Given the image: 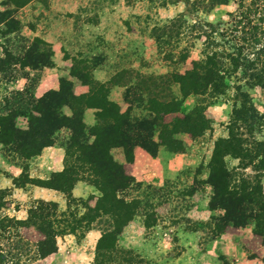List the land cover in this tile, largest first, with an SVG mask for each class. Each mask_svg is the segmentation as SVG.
<instances>
[{
    "label": "rangeland",
    "instance_id": "374dc122",
    "mask_svg": "<svg viewBox=\"0 0 264 264\" xmlns=\"http://www.w3.org/2000/svg\"><path fill=\"white\" fill-rule=\"evenodd\" d=\"M171 1L172 4L160 6L158 0H29L15 6L10 0H0V113L16 111L19 105L36 99L35 88L42 77L53 80L61 70H68L70 76L72 68L92 73L94 67L101 66L109 78L124 72L119 83L128 82L129 89L123 93L122 105H127L128 117L152 125L142 136L152 142L150 149L154 155L134 147L131 161L119 164L122 173L132 181L116 192L117 198L134 203L135 209H129L133 216L121 229L117 248L130 251L128 257L136 256L146 264H264V237L256 234L253 220L244 217L237 225L227 221L218 205L220 197L207 183L214 143L227 139L231 129L244 141L242 148L253 157L249 163V159H243L242 164L231 156L223 158L232 175V185L257 184L264 198V82L253 87L246 85L247 74L259 71L260 65L255 64L251 71L239 66L236 79L230 78L219 95L191 94L180 100L177 85H168L180 106L176 107L177 112L161 117L150 113L145 93L132 90L135 74H184L202 58V39L189 36L185 28L181 29L178 42L169 40L167 44L164 37L159 42L151 37L153 29L157 30L156 35L169 20L178 17L186 25L198 22L221 30L229 22L227 12L235 10L232 3L204 12L194 8L195 0ZM183 50L186 58L180 61ZM245 52L241 56L254 58ZM34 55L40 58L38 63L31 61ZM236 86L247 96L249 114L256 115L252 121L249 116L236 119L234 111L241 106L240 100L235 99ZM190 113L193 115L188 117ZM199 118L205 128L200 133L191 123ZM13 125L24 130L26 120L16 117ZM162 126L165 130H161ZM159 133L163 140H171L175 151L158 141ZM138 152L143 157L135 160ZM26 168L22 158L0 144V222L3 218L25 220L27 210L36 201L29 199L23 203V196L17 197L19 192L13 191L25 185L27 191V179H34L28 177ZM84 176L93 180L88 172ZM9 182L11 185L6 186ZM58 193L59 201L54 203L59 211H64L66 197ZM97 194L83 198L71 195L80 201L69 203L70 209L81 214L84 207H94L101 196ZM102 219L93 224L92 230L98 232L95 237H57L56 251L44 258H34V245L41 238L35 230L0 228V264L135 263L120 254L107 253L105 246L97 247ZM18 242L27 244L28 250L15 262L11 256Z\"/></svg>",
    "mask_w": 264,
    "mask_h": 264
},
{
    "label": "trees",
    "instance_id": "16d2710c",
    "mask_svg": "<svg viewBox=\"0 0 264 264\" xmlns=\"http://www.w3.org/2000/svg\"><path fill=\"white\" fill-rule=\"evenodd\" d=\"M27 1L29 0H10L15 6H22ZM158 1L160 6L173 3L171 0ZM229 3L235 6V10L227 12L229 22L221 30H217L211 24L198 22L186 25L178 17L169 20L156 35L154 33L157 30L153 29L151 37L158 42L164 37L165 44L169 40L178 42L183 28L188 31L189 36L202 39V58L193 63L190 72L171 73L158 77L134 75L132 90L146 94V103L154 116L161 117L177 112L176 107L180 105L168 91V85L171 84L177 85L180 100L191 94L219 95L227 88V81L230 78L236 79L235 73L239 66L251 71L255 64L260 65L259 71L247 74L249 82H246V85L253 87L264 82V0H195L193 5L194 8H201L202 11L207 12L219 6H227ZM36 42L48 45L39 40ZM243 50H246L245 54H253L254 58L249 60L246 56H241ZM186 54L185 50L180 52L179 60H184ZM39 59L34 55L31 61L38 63ZM87 71L75 70V68L70 71V76L87 88L86 94L82 96L73 94L71 82L60 79L56 91L49 90L39 98H31L27 103L19 105L21 110L0 113V144L9 147L13 154L24 161L38 155L43 147L50 146L51 136L56 131L66 129L69 132L64 145L62 171L52 173L42 182L37 179L26 181L29 185L60 192L66 197L65 210L59 211L54 202L35 201L27 210L25 220L3 218L0 228L2 231L12 227L35 230L41 238L34 245V258H44L56 251L57 237L72 235L76 240H80L94 228L93 224L100 223L98 221L103 218V228H98L100 237L96 243L97 247L105 246L107 253H117L124 259H133L135 262L133 264H146L136 256L128 257L130 251L126 252L116 245L121 229L132 219L133 213L131 214L129 209L134 210L135 205L132 202L124 203L117 198L116 192L127 186L132 179L122 173L121 166L112 160L110 151L114 148L121 149L126 162L131 161L134 147L146 150L150 156H153L154 150L150 149L152 142L144 140L142 136L143 132L152 125L128 117L127 109L120 113L118 106L108 100L110 88L120 86L124 88V93L129 89L128 82L119 83L122 75H125L124 72L100 83L92 78L91 72ZM235 92V99L240 100L241 105L239 110L234 111L236 119L249 116L252 121L256 115L249 114L250 106L247 105L246 94L242 93L238 86ZM21 99L22 97H19V100ZM62 107L70 110L69 117L62 114ZM88 108L96 110L94 114L96 123L93 127L85 129L81 118L83 111ZM192 115L190 113L188 117ZM16 117L26 120L24 130L14 128L13 121ZM201 120L199 118L198 122L191 121L199 133L205 129L201 126ZM161 130H165L164 126ZM158 141L162 144L164 142L168 150L175 151L171 140H163L160 133ZM242 144L244 141L237 138L231 129L228 130L227 139H219L214 143L208 164L207 183L212 188V192L220 197L218 205L224 211L227 221L237 225L241 218L247 217L253 220L256 234L264 237V198L256 187L258 185L251 184L247 187L244 182L232 185V175L223 162L225 156L239 159L240 164L243 159H249L248 163L252 161L253 157L242 148ZM255 145L261 146V144ZM85 172L91 174L89 177L93 179L92 181L84 176ZM78 181L94 186L101 195L96 199L94 207H84L85 210L81 214L77 213V210L70 209L69 205L80 201L74 200L70 194L72 186ZM17 187L22 188L23 185ZM125 208L128 210L120 212ZM26 246L27 244L18 242L13 248L14 254L11 259L18 261L19 257L26 253V249L28 250ZM94 258L96 261L99 258L97 252Z\"/></svg>",
    "mask_w": 264,
    "mask_h": 264
},
{
    "label": "crops",
    "instance_id": "0c3cea01",
    "mask_svg": "<svg viewBox=\"0 0 264 264\" xmlns=\"http://www.w3.org/2000/svg\"><path fill=\"white\" fill-rule=\"evenodd\" d=\"M44 39H46L44 37ZM48 41V39H46ZM49 43H51L49 41ZM53 49V47H52ZM92 78L95 81H98L100 83H104L109 80V77L107 76V72L101 68V66L94 67L92 70ZM65 78L68 79L72 83V92L76 96H82L86 94L87 88L85 86L80 85L77 80H75L73 77L69 76L68 70H61L58 72V75L53 80H48L44 77L39 81V83L36 85L35 92L36 97L39 98L43 93L49 90L56 91L58 88V79ZM123 93L124 88L114 86L110 88L108 93V100L110 102L115 103L118 105L121 109L120 112H124L127 109V105H122V99H123ZM62 114L66 117L70 116V110L67 107H62L61 109ZM95 109H85L82 113L81 121L85 127V129H89L95 125ZM69 137V132L66 129H61L56 131L52 136V144L50 146L43 147L38 155L31 157L28 160L24 161V165H26V169L29 170L28 177L34 178L37 180H44L47 179L49 175L52 173H58L62 171L63 168V156H64V145L66 140ZM92 138H90L89 141H91ZM110 154L114 161H116L118 164L124 165V157L122 154V150L119 148H114L110 151ZM142 156L141 153H136L135 160H139ZM41 174L43 177H41ZM7 180L8 179H4ZM10 180V179H9ZM5 185V184H3ZM11 183L9 182L8 185L10 186ZM26 186L23 187V189H13L16 193L19 192L18 196H23L25 203L27 200H36V201H44V202H57L59 201L58 192L46 189L42 187H37L34 185H28L26 191ZM98 192L90 185H87L84 182H76L71 190L70 194L72 197L76 198H83L88 195L97 197ZM18 200V198L16 199ZM23 212V211H22ZM137 231V230H136ZM95 230H90L85 234V238L95 237L96 235ZM98 234V232H97Z\"/></svg>",
    "mask_w": 264,
    "mask_h": 264
}]
</instances>
